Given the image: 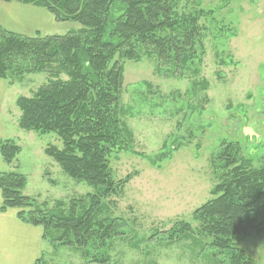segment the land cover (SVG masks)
I'll list each match as a JSON object with an SVG mask.
<instances>
[{"label":"rangeland","instance_id":"374dc122","mask_svg":"<svg viewBox=\"0 0 264 264\" xmlns=\"http://www.w3.org/2000/svg\"><path fill=\"white\" fill-rule=\"evenodd\" d=\"M169 2L171 16L182 25L183 47L188 41L195 47L172 65L157 56L155 42L141 61L121 60L120 117L131 134L122 132L124 147L109 156L117 192L103 196L104 187L65 173L46 153L49 146L62 149L63 140L57 133L22 128L23 112L14 102L4 139H13L21 152L4 171L27 176L24 193L52 213L62 203L67 210L72 200L100 193L93 224L109 219L117 234L104 244L78 247L53 231L52 243L42 242L40 264H236L193 213L235 167L264 166V0ZM192 17L199 29L188 36L183 28L192 26ZM55 24L48 33L84 27L78 21ZM51 79L48 72L24 73L20 81L12 79L9 93L31 97ZM162 154L169 158L156 162ZM233 156L236 163L224 169L222 160ZM177 221L193 227L183 234ZM237 245L252 264H264V228L240 237Z\"/></svg>","mask_w":264,"mask_h":264},{"label":"trees","instance_id":"16d2710c","mask_svg":"<svg viewBox=\"0 0 264 264\" xmlns=\"http://www.w3.org/2000/svg\"><path fill=\"white\" fill-rule=\"evenodd\" d=\"M19 1L46 8L59 21H78L84 26L66 35L34 36L0 26V78L14 84L24 73L48 72L52 77L35 95L17 99L23 112L21 127L42 134L57 133L63 148L49 146L46 153L65 173L90 186L104 187L103 196L117 192L109 156L124 147L122 132L131 134L120 117L124 85L121 60L141 61L147 51L151 53L148 44L155 42L157 56L172 65V60L180 61V54L188 53V47L193 50L195 44L188 41L183 47L182 25L171 16L169 0ZM191 23V27L183 28L190 31L188 36L199 29L196 17ZM20 152L21 147L13 139H0V153L6 164L13 165ZM165 158L169 157L162 154L156 162ZM233 159L222 160V167L233 166ZM27 182V176L17 170L0 173L1 209H15L21 221L41 226L45 240L52 243L51 233L56 231L66 244L85 247L97 241L104 244L117 235L109 219L93 224L98 217L99 209L94 207L100 193L72 200L67 210L62 203L63 208L52 213L24 193ZM212 195L194 210V220L209 227L234 263L252 264L251 256L237 242L250 231L264 228V166L235 167L233 175H225L214 186ZM176 226L185 234L192 222L177 221ZM41 262L43 258L36 264Z\"/></svg>","mask_w":264,"mask_h":264},{"label":"crops","instance_id":"0c3cea01","mask_svg":"<svg viewBox=\"0 0 264 264\" xmlns=\"http://www.w3.org/2000/svg\"><path fill=\"white\" fill-rule=\"evenodd\" d=\"M58 21L44 7L19 0H0V26L22 35L50 34L49 30ZM11 87L7 79L0 78V139H4L7 125L13 122L11 111L15 108L14 102L17 104L15 92L9 93ZM4 165L8 164L3 161L0 153V173L6 169ZM2 202L0 189V264H36L43 258V228L21 221L15 209L2 210Z\"/></svg>","mask_w":264,"mask_h":264},{"label":"flooded vegetation","instance_id":"af4514ba","mask_svg":"<svg viewBox=\"0 0 264 264\" xmlns=\"http://www.w3.org/2000/svg\"><path fill=\"white\" fill-rule=\"evenodd\" d=\"M262 112H263V114H264V110H263Z\"/></svg>","mask_w":264,"mask_h":264}]
</instances>
